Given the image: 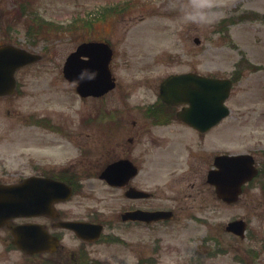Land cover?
Here are the masks:
<instances>
[{
  "label": "rangeland",
  "instance_id": "374dc122",
  "mask_svg": "<svg viewBox=\"0 0 264 264\" xmlns=\"http://www.w3.org/2000/svg\"><path fill=\"white\" fill-rule=\"evenodd\" d=\"M25 1L47 21L64 25L78 21L79 27L28 35V13L20 15V4ZM115 5V14L93 21L91 27L81 26L83 20H93L102 9ZM102 38L114 50L119 86L102 100L81 99L62 75L64 59L81 41ZM0 43H13L41 55L39 61L18 70L16 92L0 97V175L5 171L9 176L28 173L35 164L74 161L79 148L90 144L96 146L92 155L100 162L110 160L119 151L97 129L103 124L85 127L80 121L83 115L97 111L111 115L123 106L121 92H130V106H125L121 116H140V107L155 98L158 81L167 74L195 70L231 77L240 70V59L251 66H243L232 86L226 126L212 134L224 135L227 140L222 147L228 150L240 149L241 137L234 141L239 138L235 129L244 144L264 146V0H0ZM144 79L146 82L140 83ZM33 116L48 117L61 133L31 124ZM215 147L213 143L211 148ZM199 166L198 160L191 163L195 171L189 172L194 185L188 189L193 216L180 213L157 232L149 228L148 264H257L249 262L253 243L237 239L224 226L242 215L252 230L258 211L253 200L263 192L251 189L248 203H218L208 188L202 187ZM181 186L186 189V182ZM160 197L167 195L162 191ZM260 211L264 212V204ZM3 236L0 231V264H29L7 248ZM239 253L244 254V260Z\"/></svg>",
  "mask_w": 264,
  "mask_h": 264
},
{
  "label": "flooded vegetation",
  "instance_id": "af4514ba",
  "mask_svg": "<svg viewBox=\"0 0 264 264\" xmlns=\"http://www.w3.org/2000/svg\"><path fill=\"white\" fill-rule=\"evenodd\" d=\"M114 55L113 50V58ZM113 58L110 70L116 81L115 87L99 97L79 98L102 100L118 88ZM230 79L234 82L233 77ZM155 93L154 99L140 107V116H121L125 106H130L127 104L130 92H121L123 106L114 109L113 114L102 116V111H97L80 118L83 126L103 124L97 129L107 136L112 148L119 151L114 158L100 162V158L92 155L96 146L90 144L79 148L78 158L74 161L52 166L35 164L28 173L17 172L9 176L5 171L0 175V184L5 185L22 183L28 177L51 178L58 183L57 188L51 190L46 187L50 181L33 180L34 185L44 186L41 191L47 193L45 199H51L48 197L52 192L56 196L42 213L5 220L0 231L8 249L18 252L29 264H148L149 228L157 232L162 225L176 220L180 213L193 216L188 189L194 185L190 183L189 172L195 171L191 163L195 164L197 160L200 162L198 172L202 173V187L206 186L218 203L227 205L215 195L208 173L217 167L215 161L222 155H250L256 169L252 178L242 185L236 203H248L247 194L251 189H258L264 194V146H255L251 142L244 144L243 136L235 129L239 138L234 141L241 137L240 149L223 148L226 137L212 133L221 132L220 128L226 126L228 116L205 130H199L178 115L187 104L163 102L157 95L158 89ZM103 112L109 113V110L104 109ZM32 119V124L40 128L61 133L62 129L53 125L48 117L34 116ZM213 143L215 148H211ZM116 162L120 163L116 169L110 170V180L102 178L108 165ZM182 168L187 170L180 174ZM88 177L94 180H88ZM181 182H186V189L181 188ZM162 191L166 193V198L160 197ZM253 201L258 205L255 227L251 230L248 218L241 215L238 219L244 221L245 231L242 237L235 236L241 241L253 243L252 250L248 251L250 261L246 260L264 264V212L260 211L264 195L255 197ZM158 211L169 213L151 214ZM13 228H30L27 234L17 236V239L28 241L29 252L12 243L15 239ZM158 241L156 238L155 245Z\"/></svg>",
  "mask_w": 264,
  "mask_h": 264
},
{
  "label": "water",
  "instance_id": "95a60500",
  "mask_svg": "<svg viewBox=\"0 0 264 264\" xmlns=\"http://www.w3.org/2000/svg\"><path fill=\"white\" fill-rule=\"evenodd\" d=\"M110 58L111 49L106 43L83 42L67 56L63 64V74L69 81L77 83L76 91L81 96L101 95L114 86L109 70ZM39 59L40 55L21 47L1 44L0 96L14 92L15 71L18 68ZM230 86L228 79L194 73L172 74L161 82L160 97L168 103H189L190 106L178 115L192 126L205 130L228 113L229 110L223 102L229 94ZM246 162V155L222 156L216 160L218 169L210 172L208 180L215 185L218 197L227 202L237 199L242 183L254 172ZM119 163L109 165L101 176L110 179V170L116 169ZM33 179L27 178L18 185H0V225L9 217L42 209V198L39 199L42 193L36 192L40 186L34 185ZM226 228L240 233L243 229L242 222L231 221ZM14 234L17 236L15 231ZM13 242L23 250L28 249L27 241L16 239Z\"/></svg>",
  "mask_w": 264,
  "mask_h": 264
},
{
  "label": "trees",
  "instance_id": "16d2710c",
  "mask_svg": "<svg viewBox=\"0 0 264 264\" xmlns=\"http://www.w3.org/2000/svg\"><path fill=\"white\" fill-rule=\"evenodd\" d=\"M30 12V20L25 22V32L28 35H42L43 31L48 30H61V29H67V30H75L78 25L75 22H72L67 25H62L54 22L46 21L43 18H40L35 11H29ZM90 24V21H89Z\"/></svg>",
  "mask_w": 264,
  "mask_h": 264
}]
</instances>
